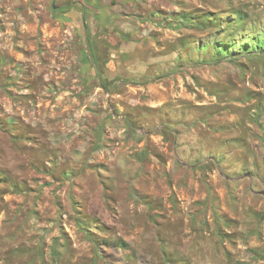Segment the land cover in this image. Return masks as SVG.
Returning a JSON list of instances; mask_svg holds the SVG:
<instances>
[{"label":"rangeland","instance_id":"rangeland-1","mask_svg":"<svg viewBox=\"0 0 264 264\" xmlns=\"http://www.w3.org/2000/svg\"><path fill=\"white\" fill-rule=\"evenodd\" d=\"M0 264H264V0H0Z\"/></svg>","mask_w":264,"mask_h":264}]
</instances>
